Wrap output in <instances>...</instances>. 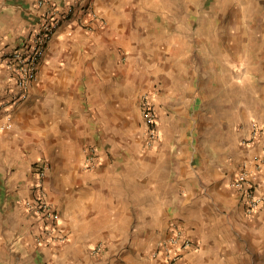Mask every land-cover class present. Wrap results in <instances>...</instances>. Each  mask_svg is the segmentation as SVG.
Listing matches in <instances>:
<instances>
[{
  "label": "crops",
  "instance_id": "1",
  "mask_svg": "<svg viewBox=\"0 0 264 264\" xmlns=\"http://www.w3.org/2000/svg\"><path fill=\"white\" fill-rule=\"evenodd\" d=\"M38 1L0 0V264H161L173 226L193 245L175 264H264V197L247 212L227 183L261 160L264 194V0H86L96 19L63 21L4 107V54L71 0ZM39 165L52 222L25 204Z\"/></svg>",
  "mask_w": 264,
  "mask_h": 264
},
{
  "label": "built area",
  "instance_id": "2",
  "mask_svg": "<svg viewBox=\"0 0 264 264\" xmlns=\"http://www.w3.org/2000/svg\"><path fill=\"white\" fill-rule=\"evenodd\" d=\"M43 4V0L38 1ZM87 12L90 19H96V13L86 0H71L63 7L49 4L45 9L39 27L31 34L23 49H13L4 54L7 59L11 74L14 79V90L8 99L2 101V106L8 107L23 99L31 83L37 77L39 63L44 55L46 42L61 26L62 22L72 18L76 12ZM141 118L144 126L146 144H150L156 138V114L152 102L147 98L142 101ZM4 123H0V130ZM94 150L90 149L86 162L92 163ZM262 161L258 160L252 164L243 162L234 176L229 178L228 186L236 190L245 203L247 212H252L262 201L264 194L254 181L255 174L260 170ZM44 165L36 167L35 181L31 195L25 200L27 207L34 209L45 219L51 222L57 219V213L46 197L44 189V178L46 175ZM161 264H175L182 251L192 246L190 238L184 236L177 226H173L172 233L162 244ZM155 254H159L156 251Z\"/></svg>",
  "mask_w": 264,
  "mask_h": 264
},
{
  "label": "rangeland",
  "instance_id": "3",
  "mask_svg": "<svg viewBox=\"0 0 264 264\" xmlns=\"http://www.w3.org/2000/svg\"><path fill=\"white\" fill-rule=\"evenodd\" d=\"M246 22H247L246 25L249 24L250 29H252L256 23L259 24V18H257L256 16L252 17L251 19L248 18ZM144 98H147L149 101L153 100L152 96L151 97L150 96H146V97H142V98L138 99L137 107H138L139 111H141V109H142V104L141 103H142ZM151 102H153V101H151ZM155 114H156V112H155ZM141 119L142 118H141V114H140L139 120L136 119V121H135V127L137 128V132H138V133L135 134V138L140 140L141 144H145L146 141H145V135H144V126H143V129H141V122H142ZM155 130H156V133H157L156 137H158L159 136V131H158V127H157V119H156V123H155ZM263 260H264V258H263Z\"/></svg>",
  "mask_w": 264,
  "mask_h": 264
}]
</instances>
